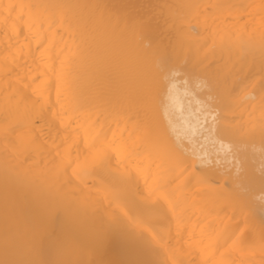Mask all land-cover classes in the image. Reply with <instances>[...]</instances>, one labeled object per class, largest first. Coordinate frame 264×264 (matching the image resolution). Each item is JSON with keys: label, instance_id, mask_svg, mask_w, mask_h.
<instances>
[{"label": "bare ground", "instance_id": "6f19581e", "mask_svg": "<svg viewBox=\"0 0 264 264\" xmlns=\"http://www.w3.org/2000/svg\"><path fill=\"white\" fill-rule=\"evenodd\" d=\"M0 264H264V0H0Z\"/></svg>", "mask_w": 264, "mask_h": 264}]
</instances>
